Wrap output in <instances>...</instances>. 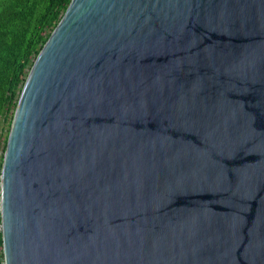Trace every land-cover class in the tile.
I'll return each mask as SVG.
<instances>
[{
	"label": "water",
	"instance_id": "water-1",
	"mask_svg": "<svg viewBox=\"0 0 264 264\" xmlns=\"http://www.w3.org/2000/svg\"><path fill=\"white\" fill-rule=\"evenodd\" d=\"M0 217L5 264H264V0H71Z\"/></svg>",
	"mask_w": 264,
	"mask_h": 264
},
{
	"label": "trees",
	"instance_id": "trees-1",
	"mask_svg": "<svg viewBox=\"0 0 264 264\" xmlns=\"http://www.w3.org/2000/svg\"><path fill=\"white\" fill-rule=\"evenodd\" d=\"M70 2L0 0V126L5 123L8 128L3 152L29 71ZM3 157L4 154L1 155L0 170Z\"/></svg>",
	"mask_w": 264,
	"mask_h": 264
},
{
	"label": "built area",
	"instance_id": "built-area-1",
	"mask_svg": "<svg viewBox=\"0 0 264 264\" xmlns=\"http://www.w3.org/2000/svg\"><path fill=\"white\" fill-rule=\"evenodd\" d=\"M1 159V156H0ZM1 172L2 169L0 170V203H1ZM2 221H1V217H0V237L2 238ZM0 264H5V260H4V254H3V246L0 248Z\"/></svg>",
	"mask_w": 264,
	"mask_h": 264
},
{
	"label": "rangeland",
	"instance_id": "rangeland-1",
	"mask_svg": "<svg viewBox=\"0 0 264 264\" xmlns=\"http://www.w3.org/2000/svg\"><path fill=\"white\" fill-rule=\"evenodd\" d=\"M7 125L5 123H2L0 126V156L4 154V152L2 151V144H3V140L7 134Z\"/></svg>",
	"mask_w": 264,
	"mask_h": 264
}]
</instances>
